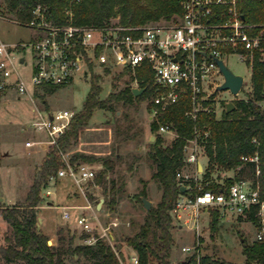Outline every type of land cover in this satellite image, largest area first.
<instances>
[{"label": "built area", "instance_id": "obj_1", "mask_svg": "<svg viewBox=\"0 0 264 264\" xmlns=\"http://www.w3.org/2000/svg\"><path fill=\"white\" fill-rule=\"evenodd\" d=\"M238 4L239 0H181V13L168 23L127 26L111 20L100 25H77L69 8L64 10V22L55 23L48 19L49 7L38 0L32 6L30 20L19 23L32 31L31 39L14 44L0 41V88L13 86L23 95L29 93V87L34 90L44 84L73 85L80 70L82 77L114 69H128L134 74L136 68L146 64L154 87L148 105L153 113L152 122L157 123L155 133L172 140L177 134L171 123L158 120L160 113L187 97L190 109L185 116L188 119L195 120L201 111L219 118L230 101L214 96L216 88L224 82L218 61H223L222 56L235 54L252 67L254 53H264V36L248 33L256 25L245 22ZM18 67L26 68L29 83L17 72ZM218 76L223 77L222 82H218ZM242 89L244 80L238 94ZM73 114L71 110L62 109L47 112L43 117L39 112L40 119L33 126L47 135V140L39 144L56 147L57 139L67 129ZM204 127L195 126L193 137L186 140L184 166L176 172L178 185L185 190H192L191 181L194 182V195L177 200L171 215L181 208L183 211V207L191 208L195 230H199V210H215L220 219H246L254 226V241L264 243V200L259 196L257 185L254 187L250 181L241 180L218 192L203 190L198 177V169H204L199 152L203 142L211 137L210 130ZM252 141L256 143V139ZM59 154L61 166L48 177L47 186L68 180L84 194L82 186L93 180L94 169L84 162H72L62 151ZM241 160L257 163L258 157L243 156ZM190 168L193 174L184 173ZM47 186L49 195L52 191ZM44 202L49 205L48 201ZM62 209L63 218L68 220L70 206ZM250 216L253 220H249ZM76 223L84 232L93 230L85 216H79ZM116 226L118 222L111 221L98 236L87 237L85 243L92 245L106 238L112 246L110 227ZM131 260L133 264L138 263L136 255Z\"/></svg>", "mask_w": 264, "mask_h": 264}, {"label": "rangeland", "instance_id": "obj_2", "mask_svg": "<svg viewBox=\"0 0 264 264\" xmlns=\"http://www.w3.org/2000/svg\"><path fill=\"white\" fill-rule=\"evenodd\" d=\"M0 5H4L3 0H0ZM174 18L175 15L167 20L159 19L145 24L168 23ZM109 20L122 24L119 15ZM31 37L32 31L19 25L13 14L2 16L0 13V41L14 44L28 42ZM222 60L233 73L243 77L244 89L238 95H232L228 90H217L214 96L224 101L252 98L250 65L235 54L222 56ZM17 72L29 83L25 67H18ZM120 73H122L120 69H114L109 73L100 74L96 71L82 77L80 70L73 85L57 87L51 93H44L41 88L31 90L29 87V93L22 95L13 86L0 88L4 92L0 97V203L9 207L25 204L26 193L37 175L44 156L52 148L46 144H37L47 140L46 132L33 126L34 122L40 119L39 112L45 117L47 112L56 113L58 110L67 109L73 111L74 116L81 111L93 84L100 88L97 95L100 100L108 97L110 92L125 87L129 77L124 75L116 81ZM222 80L223 77L218 76V82ZM129 84L134 88L138 87L136 80ZM153 95L154 92L149 99H152ZM262 103L260 102V106L264 109ZM149 107L148 100H134L132 103L114 104V110L95 108L78 141L71 142L65 149L60 150L69 158L78 155L79 160L76 162L89 164L94 169L95 177L83 184L84 194L68 180H58L47 186L52 191L49 195L46 194V187L41 189L39 196L42 201L37 209V217H41L44 224L40 227L37 218V229L49 236L48 245H56V229L63 226H68L75 235V244H86L85 239H80L84 231L76 223L79 216L87 217L93 229L88 232V237L98 236L102 228L108 227L111 221H117L118 226L110 227L113 236L112 246L106 238L101 240L112 248L121 264H133L131 257L137 256V253L124 242V238L133 235L146 217L148 209L143 207L139 199L144 197L150 201V208L155 207L161 199V190L152 178L155 165L148 159L149 145L157 136L151 130L153 113ZM163 139L165 144L171 140L168 136H164ZM210 139L211 137L203 142L199 152V159L204 167L203 170L198 169L199 182L206 179L203 175L209 168L211 176L208 178L214 179L226 188L232 182L234 173L232 170L219 169L216 166L209 167L204 145L211 144ZM81 155L84 158H80ZM105 168H107L105 182L97 183V175ZM184 173L193 174V171L190 168L184 170ZM187 191L184 196L179 195L177 200L194 195L190 188ZM112 197L115 199V205L111 209L109 201ZM101 199L103 200L101 209H98L97 204ZM44 201L51 202L52 206H46ZM88 204L90 208H83ZM63 205L70 206L68 220L62 216ZM40 206L44 208L39 209ZM172 210L173 208L169 213ZM212 211L215 210L208 212L199 210V230L192 227L191 208L183 207V211L181 208L174 212L173 216L170 213L172 219L170 260L173 263L196 255L197 260L209 256L218 258L223 264H244L242 241L254 242V226L246 219L231 217L220 219L218 216L216 228L212 229ZM11 233L10 225L0 217V244L4 243V236ZM54 234L55 239L52 240ZM183 247L188 250L183 251ZM81 262L91 263L85 258H82ZM0 264L14 263L0 259Z\"/></svg>", "mask_w": 264, "mask_h": 264}, {"label": "trees", "instance_id": "obj_3", "mask_svg": "<svg viewBox=\"0 0 264 264\" xmlns=\"http://www.w3.org/2000/svg\"><path fill=\"white\" fill-rule=\"evenodd\" d=\"M38 0H3L0 8L2 16L13 14L20 24L31 18V9ZM49 7L48 19L55 23L64 22V10L69 8L73 12V21L77 25L103 24L115 15H119L123 25H144L159 19H170L181 13V0H40ZM238 10L248 24L256 25L248 30L250 35L264 36V0H239ZM134 75L131 70H124L116 81L128 75L126 85L119 91L110 92L105 99H98L100 88L93 84L88 91L81 111L76 113L69 122V127L57 139V146L48 150L32 181L26 196L25 204L5 206L0 203V217L7 222L11 235L4 236V243L0 244V259L14 264H121L112 248L103 240L98 239L94 244H75V235L68 226L56 229V245H48L49 236L37 229V209L42 198L39 196L43 187L47 186L48 177L60 166L59 151L65 149L71 142H77L82 129L87 125L95 108L114 110V104L119 102L132 103L134 100H149L154 87L152 73L148 65L136 68ZM136 80L139 89L144 91L134 96L130 82ZM251 85L253 97L236 99L234 109L230 112L222 111L219 118L207 112H199L195 120L185 116L190 104L185 97L178 104L168 107L158 115L161 122L171 123L177 137L165 144L163 137L156 136L150 143L148 159L154 163L155 171L152 178L161 190V199L155 207L147 210L143 224L137 231L124 238V242L137 253V264H173L170 260L172 235L170 233L171 216L169 211L177 201L180 191L176 179V172L184 166L183 146L186 140L194 135V128H208L211 132V144L204 145L209 167L232 170V182L247 180L255 187L259 196L264 200V109L260 102H264V53L256 51L251 67ZM64 85L44 84L40 88L44 93H51L57 87ZM116 87V84H114ZM4 92L0 90V97ZM43 101L45 99L41 96ZM157 123L151 122V130L155 132ZM256 139V143L252 140ZM257 155L258 162L242 161L241 157ZM80 158H84L82 155ZM78 161V155L70 158ZM108 168V167H107ZM99 172L97 183L105 182L106 170ZM201 182L203 190L218 192L222 187L212 178L209 168L204 173ZM227 186V187H228ZM192 192H195L194 182L191 181ZM144 194V191L142 192ZM145 195V194H144ZM139 201L142 203L141 199ZM115 199L112 197L109 206L112 209ZM253 220V217H249ZM218 213H211V228L215 229ZM89 236L84 232L80 239ZM243 242L242 254L244 264H264V243ZM85 258L91 263L81 262ZM223 264L218 258L209 256L196 259V255L174 264Z\"/></svg>", "mask_w": 264, "mask_h": 264}, {"label": "water", "instance_id": "obj_4", "mask_svg": "<svg viewBox=\"0 0 264 264\" xmlns=\"http://www.w3.org/2000/svg\"><path fill=\"white\" fill-rule=\"evenodd\" d=\"M242 18H244V17L242 16ZM218 65H219L220 70L224 76V82L221 85H219L216 88V90H229L231 92V94L237 95L241 86H242L243 77L241 75H237V74L233 73L221 60L218 61ZM143 91H144V89H139V88H133L132 89L134 96L140 95ZM233 109H234V103L232 101L227 102L225 104V111L226 112H230ZM184 190H185V188L183 186H181L180 191L183 192ZM141 201H142L143 207L145 209L150 208V205H151L150 201H148L144 197L141 198ZM102 202H103V200L101 199L100 202L97 204L98 209H100ZM51 204L52 203L49 202V205H51ZM38 220H40V219L38 218ZM181 264H186V263L182 262Z\"/></svg>", "mask_w": 264, "mask_h": 264}, {"label": "crops", "instance_id": "obj_5", "mask_svg": "<svg viewBox=\"0 0 264 264\" xmlns=\"http://www.w3.org/2000/svg\"><path fill=\"white\" fill-rule=\"evenodd\" d=\"M37 144H39V143H37ZM41 145V144H40ZM202 168H203V164H202ZM64 207H67V205H63ZM62 206V207H63ZM41 207V206H40ZM44 207H41V208H39V209H43ZM46 208V207H45ZM100 209H101V207H100ZM62 212H63V209H62ZM39 219L40 220H38V222H39V224H40V227H42L43 226V224H44V221H43V219L41 218V217H39ZM66 220V219H65ZM46 234V233H45ZM53 239H55V234H54V236H52V240Z\"/></svg>", "mask_w": 264, "mask_h": 264}]
</instances>
